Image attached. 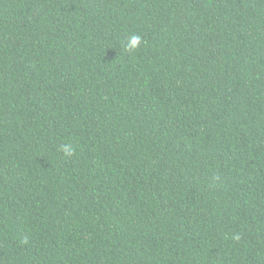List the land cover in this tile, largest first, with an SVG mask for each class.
Instances as JSON below:
<instances>
[{
  "label": "trees",
  "instance_id": "trees-1",
  "mask_svg": "<svg viewBox=\"0 0 264 264\" xmlns=\"http://www.w3.org/2000/svg\"><path fill=\"white\" fill-rule=\"evenodd\" d=\"M0 264H264V0H0Z\"/></svg>",
  "mask_w": 264,
  "mask_h": 264
},
{
  "label": "clouds",
  "instance_id": "clouds-1",
  "mask_svg": "<svg viewBox=\"0 0 264 264\" xmlns=\"http://www.w3.org/2000/svg\"><path fill=\"white\" fill-rule=\"evenodd\" d=\"M142 44V38L138 35H130L127 43L129 50H138ZM60 150L63 152L65 157H71L75 154V149L71 144L61 145Z\"/></svg>",
  "mask_w": 264,
  "mask_h": 264
}]
</instances>
